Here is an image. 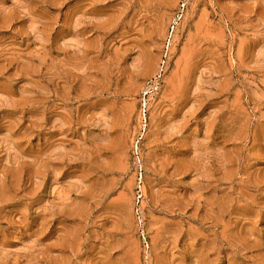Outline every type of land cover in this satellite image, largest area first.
Segmentation results:
<instances>
[{
	"label": "rangeland",
	"instance_id": "1",
	"mask_svg": "<svg viewBox=\"0 0 264 264\" xmlns=\"http://www.w3.org/2000/svg\"><path fill=\"white\" fill-rule=\"evenodd\" d=\"M0 264H264V0H0Z\"/></svg>",
	"mask_w": 264,
	"mask_h": 264
}]
</instances>
